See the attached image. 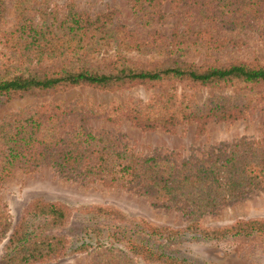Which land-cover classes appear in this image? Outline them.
<instances>
[{"label": "trees", "instance_id": "16d2710c", "mask_svg": "<svg viewBox=\"0 0 264 264\" xmlns=\"http://www.w3.org/2000/svg\"><path fill=\"white\" fill-rule=\"evenodd\" d=\"M163 1L131 0V6L148 26L154 16L163 15L158 11ZM165 1L174 9H186L188 16L171 34L154 29L141 36L114 21L115 9L91 14L69 4L59 12L46 0H14L15 21L8 31L0 28V105L76 86L117 91L141 85L156 91L146 100L117 103L106 119L125 118L145 131L171 132L195 123L198 133L212 119L244 118L259 103L264 110V59L200 64L184 59L190 51L207 53L227 44V38L215 35L209 25L193 29L195 20L244 27L264 0ZM3 11L0 0V26ZM150 51L162 59L136 58ZM49 60L53 62L42 64ZM202 88H233V93L213 92L199 102L195 93ZM243 89L251 93L238 92ZM74 110L60 101H44L0 120V185L15 170L49 166L64 179L120 187L147 196L154 205L195 217L213 213L252 190H264V146L258 139L242 136L197 154L191 150L187 156L161 148L140 153L123 133L91 129L82 117L76 128L63 131ZM4 229L9 234L0 264H48L103 247L119 248L129 260L138 257L145 263L216 264L194 249L180 252L177 245L184 244L215 245L224 255L230 250L251 254L247 258L258 255L264 264V216L219 226H204L192 218L182 227H172L155 225L111 204L35 195L11 223L0 202V231Z\"/></svg>", "mask_w": 264, "mask_h": 264}, {"label": "rangeland", "instance_id": "374dc122", "mask_svg": "<svg viewBox=\"0 0 264 264\" xmlns=\"http://www.w3.org/2000/svg\"><path fill=\"white\" fill-rule=\"evenodd\" d=\"M45 4L59 12H65L69 4L77 10H84L91 14L115 9L114 21L127 25L141 36H144L148 30L154 29L171 34L174 28L180 26V22L188 16V13H184L186 9H174L165 0L158 10L163 15L161 18L154 16V20L148 26H144V21L135 15L131 0H46ZM16 13L14 0H4L3 20L0 26L3 31H8L12 27ZM208 25L215 35L227 38L226 46L207 53L190 51L185 56V60L200 64L204 61L212 62L214 59H218L221 63L231 60L264 59V2L257 7V13L253 15V20L244 27L221 24L217 21L201 23L199 20H195L191 27L197 29ZM152 57L162 59L154 51L136 56L141 60ZM52 62L53 60L43 61L42 64L49 65ZM154 91H156L155 88L141 85L117 91L76 86L53 94L17 97L0 105V120L8 114L40 102L60 101L75 108L69 116L70 124L67 123L63 131L76 128L79 118L82 117L85 118L84 125L91 129H103L112 134L123 133L128 145L140 153H151L153 149L161 148L175 151L180 156H187L191 150L197 154L211 145L232 142L242 136L258 139L264 146V110L260 103L249 108L244 118L234 121L210 120L201 133L197 132L195 123L176 126L171 132L160 129L145 131L125 118H120L115 122L106 119L107 111L115 107L117 103H122L130 98L146 100ZM213 92L230 95L233 93V88L226 90L202 88L195 94L197 100L202 102ZM238 92L251 93L246 89ZM35 195H45L71 202L111 204L127 213L142 216L155 225H170L172 227H182L192 218L197 219L204 226H219L232 223L239 218L264 216V190H252L238 201H232L213 213L195 217L180 210L154 205L147 196L135 194L120 187L64 179L56 174L51 167L43 166L29 172L15 170L0 185V202L6 206L10 223L16 219L23 206ZM8 229L0 231V254L9 234ZM194 247L189 244L177 245L180 252H184L185 248L194 249L206 261L212 260L216 264L261 263L258 255L247 258L245 256L251 254L246 255L241 252L240 256V252L237 250H230L228 255H224L220 247L210 244H197ZM126 255L124 250L115 247L91 248L48 264H101L111 261L120 264H157L145 263L138 257L129 260Z\"/></svg>", "mask_w": 264, "mask_h": 264}]
</instances>
